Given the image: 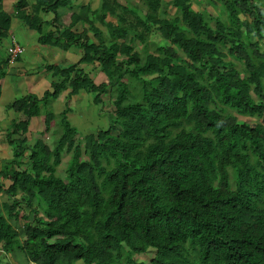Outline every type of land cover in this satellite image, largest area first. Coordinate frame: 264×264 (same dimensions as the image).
<instances>
[{
	"label": "trees",
	"instance_id": "1",
	"mask_svg": "<svg viewBox=\"0 0 264 264\" xmlns=\"http://www.w3.org/2000/svg\"><path fill=\"white\" fill-rule=\"evenodd\" d=\"M123 1L101 0L64 26L59 10L72 0H15L13 12L0 0V45L16 17L39 44L80 52L67 66L44 64L58 80L10 105L24 119L8 129L12 157L0 164V264L15 252L25 264H146L133 255L149 250L151 264H264V49L253 40L264 0H209L205 10L171 0L173 14L161 0H140L141 13ZM154 30L161 41L148 51ZM63 90L111 101L107 127L83 145L67 107L41 110ZM32 117L41 128L31 142Z\"/></svg>",
	"mask_w": 264,
	"mask_h": 264
},
{
	"label": "rangeland",
	"instance_id": "2",
	"mask_svg": "<svg viewBox=\"0 0 264 264\" xmlns=\"http://www.w3.org/2000/svg\"><path fill=\"white\" fill-rule=\"evenodd\" d=\"M3 4L5 9L7 10H11V2L12 0H3ZM86 2V0H85ZM84 0H72V5L74 6V8H76V12L77 13H83L86 11V9L83 8H89L92 9L93 7H97L101 0H89L88 4L85 3ZM124 2V1H123ZM209 0H192L193 6L199 10H205V8H209L210 9V2ZM124 3H132L133 5H136L139 7V13L143 12L142 9H144V4L140 1V0H125ZM263 3V2H262ZM72 5L69 6L72 8ZM161 5L164 9L167 10V12L169 14H173L175 12L174 7H172L171 5V0H161ZM260 5V4H259ZM89 6V7H88ZM209 6V7H208ZM213 9V8H212ZM211 9V11H212ZM263 11H264V5H263ZM62 10V9H60ZM122 9H119V11ZM83 11V12H82ZM217 11L214 10V13H216ZM69 11L67 14H65L63 16V22L64 24H67V22L69 21ZM126 13L128 18H132L133 15L130 12H124ZM205 15H207L205 13ZM110 20H114L113 18H108ZM212 22V21H211ZM18 25H22L19 21L15 23V26H13L14 30H16L15 27H17ZM99 27L104 31V34L106 33L105 28L98 24ZM23 26V25H22ZM23 32L20 31L19 29H17L13 35H15V38L18 40V42L21 43L22 40H26L27 42L32 41L34 38L33 34H36L35 32L26 34L27 32H29V30L25 29V27L23 26ZM91 34V33H90ZM253 40L257 41L259 44V48L260 49H264V31L261 34V36L259 37H253ZM161 41V37L159 36V34L154 30V32L149 36V43H148V51H152L154 49V46L156 43ZM7 44V39H3L1 41V45H0V53L3 57V53H4V48ZM133 45L135 47L136 50L141 51L142 49V45L141 43H139L138 41H133ZM44 48H47L46 46H44ZM27 54V53H26ZM26 54H24L23 56H26ZM47 57V56H46ZM40 63L46 61L48 63H54V60H52L50 57L48 58H38L37 59ZM234 64L237 68H239V70H242V63L240 61H236L233 60ZM67 62L64 61V63ZM57 63V65L62 64V60H60L59 62H55ZM54 63V64H55ZM86 69L88 70H92L90 71V75L91 77L95 80V82H99L100 80L102 81L104 79V74L102 72L97 71L96 69H92V66H87ZM46 77L48 79L49 75L45 74ZM19 77L16 76V79H18ZM48 87V84L46 82V79H41L39 81V84H37L36 88H35V94L39 95L42 93V91ZM49 89V88H48ZM44 92V91H43ZM82 93L84 95H79L76 98L74 97L73 99H69L67 96H65L66 92H60L58 97L55 100H51L47 105V107H41L42 112L45 111V109L47 108L49 111L54 112V114H60V111L64 108V106H66L68 108V110H70V112L67 113V118L68 121L70 122V124L72 126H74L77 129V135H75V140L76 142L80 143L81 145H83L84 143V135L99 129H104L107 127L108 125V113L111 111V101L110 100H106L104 105H95L92 103L91 100V95L89 93H86L85 91H82ZM21 94H18L16 97H20ZM15 96L6 94L4 92V95L0 101L1 104L4 103H8L10 101H12V99H14ZM236 117L238 118V121H246L248 123H254L255 119L254 118H249V117H243L240 115H236ZM38 121V122H37ZM38 123V125L36 124ZM41 128V122H40V117H36L34 118L31 123H30V127L28 128V132L26 133V137H27V141H31L36 138V137H40L39 134V129ZM61 132V128L59 126V121H58V117H55L53 123H52V129L51 131H49L45 137V140L49 143L52 144V142L55 140L56 137L59 136ZM2 137V136H0ZM4 139V137H3ZM62 156V163L57 167V172L58 174H60L61 176H64L65 173V166H66V162L69 158V154L65 151V149L62 151L61 153ZM6 184H8L9 182L6 180L5 181ZM4 198L6 199L7 197L4 194ZM0 200H2V198H0ZM3 254L0 251V257ZM153 255V251L149 250L148 253L146 254H138V255H133L135 261H141L143 263L146 264H151L150 263V257ZM75 264H82V262H76Z\"/></svg>",
	"mask_w": 264,
	"mask_h": 264
},
{
	"label": "crops",
	"instance_id": "3",
	"mask_svg": "<svg viewBox=\"0 0 264 264\" xmlns=\"http://www.w3.org/2000/svg\"><path fill=\"white\" fill-rule=\"evenodd\" d=\"M14 1L15 0H12V2H11V10H7V9H5V7H4V9L8 12H13L14 11V8H13V2ZM28 1L34 2V0H28ZM84 2H85V0H84ZM88 2H89V0H86L85 3L88 4ZM71 5H72V3H71ZM71 5H69V6H71ZM69 6L65 7L62 10H59L60 24H62L64 26L66 24H64V22H63V16L65 14H67L68 11L70 12L69 15L73 12H76L75 11L76 8H74L73 5H72V8ZM261 6L263 8V5H261ZM69 15H68V17H69ZM42 17L45 20H49L52 17V14L47 13V14L42 15ZM18 21L24 26V24L18 18H16V17L11 18L9 35L5 38V39H7V44L4 48L3 57L6 58V56H7L6 49L8 48L9 44L11 43V40L13 39L22 48V51L18 56L19 59H16L12 63L8 61L6 63L4 62V63L0 64V101L4 95V92L6 94L15 96L14 99H12V101H10L8 103H4V104L0 103V136H2V137H0V164L2 163L3 160H5V159L7 160V159L12 157V147H11V145H9L7 138H6V133H7L8 129L11 127L13 122H18V121L24 119L23 114L21 112H18V111H15L14 109H12L10 107V105L16 99L20 98L23 95L30 94V93L35 94V88H36L37 84H39V81L41 79H46V82L48 84V87L45 88L43 91L47 90L48 88L50 89L51 80H53V79L58 80V77H53L50 72L46 71L43 68V65L48 63V62L44 61V62L40 63L37 59L38 58L44 59V58L50 57L52 60H54V63L62 60V64H60L59 66H67L73 62H76L80 57V52L76 47H70L66 50H61L57 47H51L50 48L47 46H46L47 48H44L43 45H41L37 42V38H38L37 32L33 29L26 27V26H24L25 29L29 30V32H27L26 34H29L32 32L36 33V34H33L34 39L30 42H27L26 40H22L21 43L18 42V40L15 38V35H13V33L17 29H19L20 31L23 32V28H22L23 26L18 25L17 27H15L16 30H14V28L12 26V25L15 26V23ZM69 21H70V18H69ZM68 22H67V24H68ZM76 27L80 28V24H77ZM24 54H26V56H23ZM66 60H67V62L64 63V61H66ZM55 64H57V63H55ZM87 66H91V65L80 64L78 67L83 68L85 71H88V72L92 71L91 69L90 70L86 69ZM45 74H48L50 79H48ZM16 76H18L19 78L16 79ZM43 91H42V93H43ZM63 91L66 92L65 96H67V90H63ZM63 91H61V92H63ZM42 93L39 94L38 96H41ZM18 94H21V96L16 97ZM79 95H84V94L82 93V91H80L78 94H76L75 96H73L71 98L72 99L74 97L76 98ZM50 104H48V105H50ZM64 108H66V106H64ZM68 112H70V110ZM34 118H36V117H32L30 119V123ZM30 123H29V127H30ZM36 124L38 125V123H36ZM24 136H26V134H24ZM3 137H4V139H3ZM0 181H1V183H3L4 187H6L8 185L5 182L6 180L0 179ZM0 198H2V200H0V203L2 201L7 200V198L6 199L4 198V193L2 191H0ZM2 262L5 264H7V263L25 264V261L23 260V257L21 255V253H19V252L18 253L15 252V254H13V255H8V256L5 255V257L2 258Z\"/></svg>",
	"mask_w": 264,
	"mask_h": 264
},
{
	"label": "built area",
	"instance_id": "4",
	"mask_svg": "<svg viewBox=\"0 0 264 264\" xmlns=\"http://www.w3.org/2000/svg\"><path fill=\"white\" fill-rule=\"evenodd\" d=\"M22 48L14 41L11 42V44L8 46V56H9V62H13L16 58V56L21 53Z\"/></svg>",
	"mask_w": 264,
	"mask_h": 264
}]
</instances>
